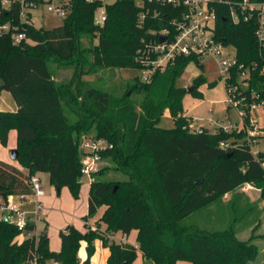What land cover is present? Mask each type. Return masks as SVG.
<instances>
[{
    "label": "trees",
    "instance_id": "trees-1",
    "mask_svg": "<svg viewBox=\"0 0 264 264\" xmlns=\"http://www.w3.org/2000/svg\"><path fill=\"white\" fill-rule=\"evenodd\" d=\"M237 1V0H231ZM264 2V0H253ZM63 22L53 28L36 27L31 9L46 0H0V77L2 90L12 93L16 111H0V141L7 146L11 129L18 130V161L26 169L0 159V205L7 207L12 195L33 193L31 176L47 172L58 190L68 186L80 197L82 169L87 156L86 139H104L108 146L99 153L100 165L93 172L89 209L84 220L103 214L86 230L69 224L61 229L62 248H50L47 227L35 234L36 223L28 218L26 228L0 216V264H92L95 241L109 247L107 264H134L141 251L155 264H250L260 247L253 237L242 239L237 230H209L184 225L183 220L238 189L252 183L264 201V151H255L245 128L215 132L192 131L193 118L184 113L186 90L178 84L191 61L203 67L199 54L177 55L165 68L157 67L148 78L136 76L121 95L87 81L84 75L101 74L109 68L148 67L158 58L154 47L161 31L175 37L177 23L189 6L160 0H62ZM105 7L104 21L96 11ZM216 13L215 37L235 48L237 63L227 76L226 86L238 85L243 106L264 100V44L258 39V15L240 23L230 18L225 0H208ZM25 13V17H23ZM143 15V19L141 18ZM25 33L20 42L13 35ZM95 40H98L95 42ZM73 69L71 76L57 77ZM248 69L247 83L239 79ZM195 78L191 92L202 97ZM216 84V81L210 85ZM169 110L175 125H159ZM222 142L229 143L223 147ZM114 169L119 174L104 176ZM205 176L203 183L196 179ZM102 224L105 228L102 229ZM137 230V243L117 241V232ZM30 233V234H29ZM170 234L172 242H166ZM22 236V239L20 238ZM86 245L82 262L79 250Z\"/></svg>",
    "mask_w": 264,
    "mask_h": 264
},
{
    "label": "rangeland",
    "instance_id": "rangeland-1",
    "mask_svg": "<svg viewBox=\"0 0 264 264\" xmlns=\"http://www.w3.org/2000/svg\"><path fill=\"white\" fill-rule=\"evenodd\" d=\"M108 0L107 2H110ZM53 3H43L38 8L31 9L33 14V22L36 27L53 28L60 25L65 15L60 13H54L48 9V5L53 6L63 5L62 0H53ZM104 6H101L96 11V18L101 19L103 17ZM98 40H95L97 42ZM229 59L234 58L235 48L232 44H226L224 47ZM203 67L199 66L195 61H191L186 68V72L178 80V84L183 86L186 90L193 85H196L195 78L204 75L207 79L205 83L200 84L199 90L202 92V97L194 96L191 92H186L183 97L184 113L193 118L190 128L192 131L200 130L201 128H207L210 132H215L218 128L223 126H229L231 130L234 127L238 129L242 128L243 120L241 119L238 108L235 105H230L228 102V91L226 86V79L221 75L220 66L215 57L209 54L201 57ZM73 69L61 72L57 74L58 78L63 75L71 76ZM248 75V74H247ZM246 75V78L249 76ZM136 76L143 78L144 74L142 69L137 68H109L101 74L84 75L83 78L87 81H98L96 84L102 88H108L113 94L121 95L127 89L129 82H132ZM243 81L242 77H239ZM216 81V84L210 85L211 82ZM255 114H263V107H258ZM256 115V116H258ZM159 125L164 128H172L175 125L173 116L169 110H166L161 118ZM258 124L261 126L264 132V122L260 121ZM253 149L257 152L264 151V139L257 143H251ZM99 165H112V162L108 159H104L99 162ZM46 172H40L39 175L42 178L44 185H47ZM122 173L116 172L113 168L106 171L104 176L110 174ZM89 176L83 175L82 181L89 182ZM257 193V190L253 191ZM253 194V193H252ZM104 206L101 207L93 218V225L101 217L104 211ZM263 211V212H262ZM97 218V219H95ZM264 222V210H260L255 206H251L250 203L242 202L238 204H231L225 199L218 200L213 206L200 209L183 220L184 225H198L202 228L209 230L224 229L233 226L242 239H249L253 233L256 234L253 237V242L256 243L262 253H260L259 259H264V226L254 229L256 221ZM44 222L40 221V225ZM92 225V226H93ZM104 224H102L103 227ZM44 227V226H43ZM37 228L35 234H39L44 228ZM105 227V226H104ZM48 231V230H47ZM136 230L132 233V240H135ZM166 242L171 243L172 237L170 234L165 235ZM137 241V239H136ZM109 253V247L104 246L102 241L97 239L95 241V252L93 254L94 259L91 258L92 264H107V256ZM92 256V257H93ZM85 248L82 250L80 260L84 262ZM258 261V260H257ZM257 261L250 262V264H256ZM134 264H155L152 260L146 259L139 253V256ZM177 264H191L186 260H179Z\"/></svg>",
    "mask_w": 264,
    "mask_h": 264
},
{
    "label": "built area",
    "instance_id": "built-area-1",
    "mask_svg": "<svg viewBox=\"0 0 264 264\" xmlns=\"http://www.w3.org/2000/svg\"><path fill=\"white\" fill-rule=\"evenodd\" d=\"M3 3H8L11 0H1ZM53 0H46L48 3H53ZM106 2L108 0H100ZM163 2L180 4L183 3L188 5L190 8L186 12L181 20H174L177 23V30L175 37L168 40L169 30L164 29L161 31V37H165V40L160 41L154 47L155 52L158 54V58L155 61L148 62V67L142 68L143 78H148L149 75L155 71L157 67L165 68L169 61L175 58L177 55H190L192 53L199 54L203 57L205 54L212 55L219 63L221 75L223 77L229 76L231 68L237 63L235 55L234 58L229 59L226 57L227 53L224 50L225 44L216 39L213 27L216 22V13L207 7L208 0H160ZM230 6V18L234 23H240L243 19H249L256 11L258 15L259 27L257 29L258 39L264 44V2H257L253 0H225ZM48 9L54 13H60L65 15L66 9L63 5L53 6L48 5ZM25 17V13H23ZM105 18V16H104ZM104 18L97 19L98 22L104 21ZM143 19V15H141ZM11 26L9 23H0V31H8ZM25 37V33H18L13 35V41L18 43ZM248 74V75H247ZM246 75L249 76V70L245 69L240 72L239 77H242L243 83H247ZM238 85L229 86L228 91V102L230 105H235L240 113L241 119L243 120L242 128L247 131V138L250 143H257L264 139V132L261 126L258 124L259 119L255 112L258 107H263L264 100L261 102H253L250 105L243 106V101L246 100L245 95L238 94ZM238 127H234L236 129ZM224 131H231L229 126H223ZM223 147H228L229 143L222 142ZM108 146L104 139H93L88 138L85 140L83 147L87 153L84 159L83 173L90 177V181L94 182L93 172L99 169V162L101 161V155L99 151L102 148ZM31 184L33 189V195L38 197L37 211L42 208V202L40 197L44 194V185L38 175L31 176ZM8 207V205H7ZM12 211H15L17 219L14 221L19 229L26 228L28 217L25 212L17 210L12 207ZM30 234V233H29Z\"/></svg>",
    "mask_w": 264,
    "mask_h": 264
},
{
    "label": "crops",
    "instance_id": "crops-1",
    "mask_svg": "<svg viewBox=\"0 0 264 264\" xmlns=\"http://www.w3.org/2000/svg\"><path fill=\"white\" fill-rule=\"evenodd\" d=\"M104 16H105V10L103 11L102 18H104ZM17 109H18V105L12 93L8 90H2L0 93V111H16ZM258 119L261 122L262 121L264 122V111L262 115L261 114L258 115ZM17 131L18 130L16 129L10 130L7 146L3 145L0 141V159L7 161L8 163L10 162L22 169H25L20 164L21 162H19L17 159H13L11 155V151L13 149H17L18 147ZM39 173L40 172H38L37 175L40 177L42 181V178L39 175ZM45 174H47L46 175L47 185L43 184L45 191L44 194L39 198L40 201L42 202V208L39 211H37L38 197H36V195L33 194H29L26 196L12 195L9 197L8 207H4L0 205V216L3 217V214L5 213V211H7L8 214L11 216L12 221H15L17 219V215L15 211H12V207H14L17 210H21L22 212H25L27 217L33 220L36 223V227L38 228L39 227L42 228L43 226L45 227L46 223H48L47 230L50 238V244H51L50 248L54 251H60L62 248V241L60 238L61 229H65L67 225L73 224L79 229L86 230L85 228L87 225H93V218H89L88 221L84 220V216L88 214V209H89V191H90L91 181L89 178V182H83L80 190V197L75 198L71 194V191L68 186H64L60 190H58L56 186L51 184L49 174L47 172ZM255 190H257V193L253 192ZM260 196H261L260 189L258 187H255L252 183L249 184L247 182L242 184L238 189L227 193L223 199L235 205L247 201L248 203L251 204V206H255L260 210H264V201L260 199ZM215 203L207 207H211ZM41 220L44 221L42 222L43 223L42 225H40ZM261 225L264 226V222L262 223V221L260 220L256 221L253 230L258 229V227H261ZM104 226L105 224L103 225L102 229L105 228ZM133 232H131L129 235H124L122 232H117L116 234H114L113 237L117 241H127L138 245L136 241L138 231L136 230V235L134 236L135 240H132L131 238ZM254 235L256 236L255 233H253L252 236ZM259 235L264 236V234L261 233H259ZM20 238L22 239V236H20ZM83 248H85V256H86V245L83 244V246L79 250V258H81ZM139 253L140 251L138 252V256ZM109 254H110V250L108 256ZM92 259H94V256L92 257ZM257 260H255L257 261L256 264H264V259L261 260L258 258ZM48 264H59V263L54 261H49Z\"/></svg>",
    "mask_w": 264,
    "mask_h": 264
},
{
    "label": "water",
    "instance_id": "water-1",
    "mask_svg": "<svg viewBox=\"0 0 264 264\" xmlns=\"http://www.w3.org/2000/svg\"><path fill=\"white\" fill-rule=\"evenodd\" d=\"M163 40H165V37H161V41H163ZM3 79L0 77V86H2L3 85ZM195 85H193V86H190L189 88H188V91L189 92H192L194 89H195ZM202 130V129H201ZM11 155H12V158L13 159H18V155H19V151H18V149H13L12 151H11ZM205 176H203V177H201V178H198V179H196L195 180V182L196 183H198V184H201V183H203L204 182V180H205ZM3 218L6 220V221H11L12 219H11V216L8 214V212L7 211H5V213L3 214Z\"/></svg>",
    "mask_w": 264,
    "mask_h": 264
}]
</instances>
